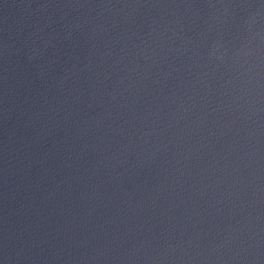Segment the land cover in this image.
Returning <instances> with one entry per match:
<instances>
[{"label": "water", "instance_id": "95a60500", "mask_svg": "<svg viewBox=\"0 0 264 264\" xmlns=\"http://www.w3.org/2000/svg\"><path fill=\"white\" fill-rule=\"evenodd\" d=\"M0 264H264V0H0Z\"/></svg>", "mask_w": 264, "mask_h": 264}]
</instances>
